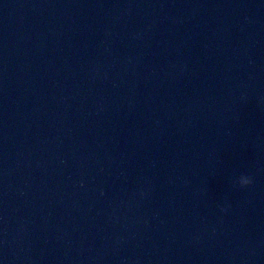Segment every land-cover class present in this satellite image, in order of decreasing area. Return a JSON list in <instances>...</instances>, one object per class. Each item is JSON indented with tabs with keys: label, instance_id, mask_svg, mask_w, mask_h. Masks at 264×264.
<instances>
[{
	"label": "water",
	"instance_id": "water-1",
	"mask_svg": "<svg viewBox=\"0 0 264 264\" xmlns=\"http://www.w3.org/2000/svg\"><path fill=\"white\" fill-rule=\"evenodd\" d=\"M0 264H264V0H0Z\"/></svg>",
	"mask_w": 264,
	"mask_h": 264
},
{
	"label": "clouds",
	"instance_id": "clouds-1",
	"mask_svg": "<svg viewBox=\"0 0 264 264\" xmlns=\"http://www.w3.org/2000/svg\"><path fill=\"white\" fill-rule=\"evenodd\" d=\"M241 177H243L244 179H243V183H239L240 187H245L252 183V180L249 177L243 175Z\"/></svg>",
	"mask_w": 264,
	"mask_h": 264
}]
</instances>
